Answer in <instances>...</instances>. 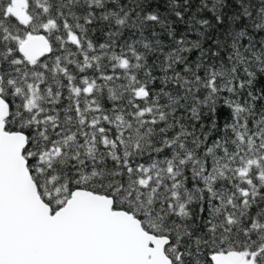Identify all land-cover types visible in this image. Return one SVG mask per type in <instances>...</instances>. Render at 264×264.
Returning a JSON list of instances; mask_svg holds the SVG:
<instances>
[{"label": "snow or ice", "instance_id": "snow-or-ice-1", "mask_svg": "<svg viewBox=\"0 0 264 264\" xmlns=\"http://www.w3.org/2000/svg\"><path fill=\"white\" fill-rule=\"evenodd\" d=\"M239 3L227 63L206 64L224 45L203 46L213 24L196 13L201 39L189 40L150 0H0V264H264V0ZM224 4L200 0L197 12L210 5L222 24ZM169 6L184 21L191 4ZM96 20L115 28L99 52L86 27ZM149 24L174 42L160 80L183 95L151 87L147 53L164 45L156 31L144 36ZM124 29L140 38L117 53L112 37ZM73 64L100 76L77 79ZM116 69L127 83L109 87L110 98L127 93L129 108L106 114L98 96L121 78ZM189 97L186 124L175 112Z\"/></svg>", "mask_w": 264, "mask_h": 264}, {"label": "trees", "instance_id": "trees-1", "mask_svg": "<svg viewBox=\"0 0 264 264\" xmlns=\"http://www.w3.org/2000/svg\"><path fill=\"white\" fill-rule=\"evenodd\" d=\"M126 2V0H124ZM182 2V0H181ZM151 3V10H157L162 18H167L168 21L171 23L172 28L176 32V37L180 38L181 36H186L187 39L189 40H198L201 39L200 33L197 30H194V26L190 21V18L192 17L193 13H196L197 18H207L209 19L213 27L207 29L205 37L202 39L203 46L205 48H208L211 46L213 50L215 51V45L213 41L220 40L222 44L224 45L223 50L221 51V57L220 58H212L211 54H209V57L206 59L205 63H219L220 61H223L227 63V53L229 51L228 46L230 45L231 41L227 36V33L234 27L233 22L230 17L234 16L239 10H240V3L239 0H225L224 8L222 9L224 13V22L222 24H216V22L212 19L214 13L210 11V5H209V10H203L197 12V9L200 7V0H190L191 6L188 8V10L185 12L184 15V21H181L179 18L175 16L174 11L169 6V0H150ZM109 7H112V4H109ZM187 21V22H185ZM81 23L83 21L81 20ZM88 31H87V37L88 39L92 40L93 44L97 48V52H99V45L104 44V43H111V40L108 36V33L110 31H115L114 27L109 26V22L107 21H102V20H96L94 21L91 25L86 26ZM196 28H200V26H195ZM203 30V29H201ZM152 31H156L160 35V39L163 41V51L160 52H149L147 53V66L148 68L151 69L152 75L157 77L156 81L154 84L151 85L152 89L154 92H158L161 87H164V90L166 92H171L173 94L180 93V95H183V90L177 88L176 86L169 84L166 87L161 83L160 78L164 75V72L162 71V62L165 59V53H167L172 47H174V42L173 40L167 36L165 32H162L159 26L153 27L151 24L148 25V27L144 31V36L151 38V33ZM140 38V34L137 32L135 35L133 34V30L130 29H124L122 30V34L119 37H112V40H115V45H114V50L119 53L121 51V48L124 47L126 51V45L127 43H131L133 40H137ZM257 39L260 37L257 36ZM71 51L75 52L76 49L74 46H70ZM139 51H144V49L141 46H137ZM56 54L60 55L63 54V50L58 51ZM190 60H194L197 58L199 55L198 51H193V53L188 54ZM78 59L82 60L81 57H77ZM102 64H103V72L105 75H112L113 74V69L111 67L110 61L107 59V57L102 59ZM70 70L73 72L74 75H77V79H79L80 76L83 75H88L92 77H99L100 76V71L92 68V69H87L84 73H79L78 69L76 66L69 65ZM147 69H142L137 73V76L139 79H145V71ZM123 72L124 70L122 69H116L115 73L117 76H120V79L114 80L112 82H106L102 79L98 80V83L105 85L106 86L102 89L100 92L98 99L99 103L105 110L106 114L110 113L113 108H124L125 110H128V100L130 97L128 96L127 93L124 94V96L120 100H112L110 98V94L108 91L109 87L113 86H118L120 84L127 83V81L123 78ZM172 73L169 72L168 75H171ZM65 84H67V80L63 81ZM262 82H264V78H262ZM200 95V99H203L204 95H206V92H202ZM68 92L67 90L64 91L63 93V98L61 102L56 105L57 108L61 109V116H63V109L67 107L69 101L67 100ZM224 98H233L231 94H229L227 91L221 93V96L218 100L217 107L221 111V115L217 117L219 126H220V132L219 135L224 134L223 130V124L227 120L228 113L231 111L226 105L223 104ZM243 98V96H242ZM137 103H141L143 106L142 101H137ZM161 104H166L167 103V97L161 96L160 99ZM191 97L187 101L181 100L180 104L181 107L176 109L175 116L176 117H183V122L188 124L191 122L190 120V112L188 111L189 107L191 106ZM260 109V105L257 104V110ZM204 111L206 112L207 109L206 107L204 108ZM74 114V113H73ZM207 123V121H206ZM163 124L161 123L157 127H162ZM252 126V121H249V127ZM169 135H172V132L170 131L168 133ZM158 140L159 137H156ZM203 149L200 150L202 153ZM164 154H167L165 152ZM162 158V156L160 157ZM140 162H146L145 160H141ZM108 166H112V162H108ZM261 207H264V205H261ZM257 211V209L254 207L252 209V213L254 214Z\"/></svg>", "mask_w": 264, "mask_h": 264}]
</instances>
